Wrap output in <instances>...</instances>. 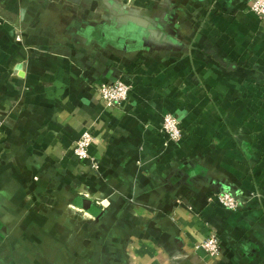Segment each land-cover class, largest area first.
Wrapping results in <instances>:
<instances>
[{"label": "crops", "instance_id": "1", "mask_svg": "<svg viewBox=\"0 0 264 264\" xmlns=\"http://www.w3.org/2000/svg\"><path fill=\"white\" fill-rule=\"evenodd\" d=\"M252 2L0 0V222L22 207L33 223L61 221L42 216L88 195L113 244L106 264H264V19ZM117 80L129 95L110 106L99 85ZM168 114L179 143L162 131ZM211 234L216 257L200 246Z\"/></svg>", "mask_w": 264, "mask_h": 264}, {"label": "rangeland", "instance_id": "2", "mask_svg": "<svg viewBox=\"0 0 264 264\" xmlns=\"http://www.w3.org/2000/svg\"><path fill=\"white\" fill-rule=\"evenodd\" d=\"M111 1L128 10H140L136 0ZM89 9L90 6L85 7V11ZM91 15L100 23L107 22V17L102 14ZM82 16L79 15L80 18ZM82 197L79 202L77 198H71L68 205L48 207L42 216L45 219L61 216V221L33 223L31 219L27 220L31 211L22 207L20 217L0 222V264H73L77 260L82 264H106V251L112 249L113 244L101 230L100 236L96 234L97 221L102 213L93 208L92 196Z\"/></svg>", "mask_w": 264, "mask_h": 264}, {"label": "built area", "instance_id": "3", "mask_svg": "<svg viewBox=\"0 0 264 264\" xmlns=\"http://www.w3.org/2000/svg\"><path fill=\"white\" fill-rule=\"evenodd\" d=\"M251 11L264 19V0H253ZM129 91L130 87L122 80L99 85L101 99L110 106H117L126 101ZM162 131L172 143H179L182 139L180 122L170 114L164 116ZM92 142L93 139L90 133L86 132L82 135L74 148V154L78 160L85 161L89 158L88 149ZM217 199L218 203L229 211H236L240 207L238 199L229 192L221 193L218 195ZM200 246L208 255L216 257L220 252V239L216 234H211Z\"/></svg>", "mask_w": 264, "mask_h": 264}]
</instances>
